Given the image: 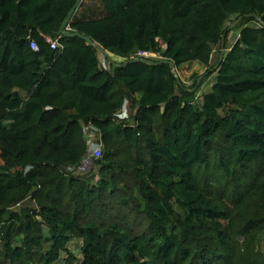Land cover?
Wrapping results in <instances>:
<instances>
[{
	"label": "trees",
	"instance_id": "obj_1",
	"mask_svg": "<svg viewBox=\"0 0 264 264\" xmlns=\"http://www.w3.org/2000/svg\"><path fill=\"white\" fill-rule=\"evenodd\" d=\"M76 2L0 0V264H73L74 239L81 264H264V0H84L70 31L121 68L58 36ZM139 52L216 81L198 102ZM89 125L95 184L70 172Z\"/></svg>",
	"mask_w": 264,
	"mask_h": 264
},
{
	"label": "rangeland",
	"instance_id": "obj_2",
	"mask_svg": "<svg viewBox=\"0 0 264 264\" xmlns=\"http://www.w3.org/2000/svg\"><path fill=\"white\" fill-rule=\"evenodd\" d=\"M231 44H232V42L230 43L229 47L231 46ZM109 56L117 64L124 62V60L116 58L113 55L109 54ZM100 60H101L102 65H104L106 68H109V65H110L109 60L107 58H105L101 53H100ZM150 61L160 62L161 58L157 57V58H154ZM176 72L178 74L179 80L183 83V85L187 89H192L193 87H195L196 83L198 84L199 82L200 83L203 82V87L199 90V93H198V98H197L198 102L202 101L203 94L208 92L211 89V86L216 81V75L213 77H209V75L207 76V68L198 62L185 64L182 67L178 68L176 70ZM202 77H204V78L202 79ZM206 77H208V78H206ZM133 114H134V111L131 108V103H128L119 117H120V119L127 118L132 123ZM98 171H99V169H94V173L97 175L96 179L93 182L94 184L97 182V180L99 178L98 177ZM21 209H22L21 207H17L15 209H13V212H20ZM45 232L47 233V230H45ZM82 245H83L82 240L74 239L68 246L70 252L73 253V255L78 259V261L73 262V264H81V262L84 259L83 254H82V250H81ZM260 248H261L262 252H264V236L261 239ZM68 257L69 256L67 254L63 253L62 258L58 262V264H67Z\"/></svg>",
	"mask_w": 264,
	"mask_h": 264
},
{
	"label": "built area",
	"instance_id": "obj_3",
	"mask_svg": "<svg viewBox=\"0 0 264 264\" xmlns=\"http://www.w3.org/2000/svg\"><path fill=\"white\" fill-rule=\"evenodd\" d=\"M47 41L51 45L52 49L62 51V46L60 44L59 39L57 40L47 39ZM157 41L159 42L163 50H167L168 48L167 44L163 43L159 39H157ZM31 48L34 51H39V46L34 41L31 42ZM157 57H160V55L154 54L151 52H139L138 54L133 55L132 59L133 60H137V59L152 60ZM84 134H85V139L87 142L88 152L86 156L84 157L80 166L70 169V172L76 175L89 174L93 169H95L97 162L103 158L104 146L101 141L102 140L101 133L96 128L89 125L85 127Z\"/></svg>",
	"mask_w": 264,
	"mask_h": 264
},
{
	"label": "water",
	"instance_id": "obj_4",
	"mask_svg": "<svg viewBox=\"0 0 264 264\" xmlns=\"http://www.w3.org/2000/svg\"><path fill=\"white\" fill-rule=\"evenodd\" d=\"M83 1L84 0H77L76 5L70 11L69 15L67 16V18L65 19L64 23L62 24V26L60 28V31L58 32V36L61 37V38H66V39L78 38V39H81V40L85 41L89 46L95 48L99 53H101L105 58H107L109 60V62H110V65L114 66L115 68H121V67L128 66L131 62H126L123 65L115 63L110 58L109 54L106 51H104L102 49V47H100V45H98L96 42H94V40L92 38L87 37V36H85V35H83L81 33H72L70 31V28H69L70 23H71L73 17L75 16L77 10L79 9L80 5L83 3ZM242 20H243V18H240L238 21L233 23L231 25V27H230V31L233 30ZM225 53H226V47H225V44H223L222 54H221V61L220 62H223ZM133 63H144V64H148V65H153V66L165 64V65L170 66L172 71H173V73L176 75V77H178V74L176 72L177 67H176L175 63L172 62V61L165 60L163 62H153V61L146 60V59H137V60H134ZM219 66L220 65H218L215 69H218ZM203 78L204 77H202V79Z\"/></svg>",
	"mask_w": 264,
	"mask_h": 264
},
{
	"label": "crops",
	"instance_id": "obj_5",
	"mask_svg": "<svg viewBox=\"0 0 264 264\" xmlns=\"http://www.w3.org/2000/svg\"><path fill=\"white\" fill-rule=\"evenodd\" d=\"M237 41V38L235 37V36H233V34H231V36L229 37V45H230V43L232 42V44H231V46L229 47V48H231L234 44H235V42ZM228 45V46H229ZM117 58V57H116ZM122 113V112H121ZM121 113L118 115V116H120L121 115Z\"/></svg>",
	"mask_w": 264,
	"mask_h": 264
}]
</instances>
